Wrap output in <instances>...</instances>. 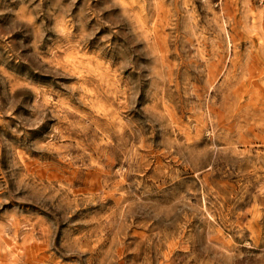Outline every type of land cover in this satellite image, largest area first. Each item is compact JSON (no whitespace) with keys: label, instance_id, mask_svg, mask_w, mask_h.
<instances>
[{"label":"rangeland","instance_id":"rangeland-1","mask_svg":"<svg viewBox=\"0 0 264 264\" xmlns=\"http://www.w3.org/2000/svg\"><path fill=\"white\" fill-rule=\"evenodd\" d=\"M0 264H264V0H0Z\"/></svg>","mask_w":264,"mask_h":264}]
</instances>
